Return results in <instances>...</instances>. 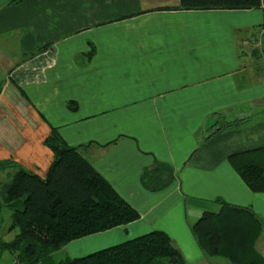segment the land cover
<instances>
[{
	"label": "crops",
	"instance_id": "obj_1",
	"mask_svg": "<svg viewBox=\"0 0 264 264\" xmlns=\"http://www.w3.org/2000/svg\"><path fill=\"white\" fill-rule=\"evenodd\" d=\"M178 4L0 0V162L46 178L54 152L45 140L56 128L141 213L53 259L164 230L187 264H227L201 249L192 224L219 211L218 198L264 219V192L228 160L264 147V0L251 9ZM157 162L175 178L154 192L142 175ZM14 171L0 169V187ZM256 248L264 256V232ZM0 264L17 263L6 252Z\"/></svg>",
	"mask_w": 264,
	"mask_h": 264
},
{
	"label": "trees",
	"instance_id": "obj_2",
	"mask_svg": "<svg viewBox=\"0 0 264 264\" xmlns=\"http://www.w3.org/2000/svg\"><path fill=\"white\" fill-rule=\"evenodd\" d=\"M13 2L19 0H12ZM262 0H179L177 9H251ZM45 144L54 152L46 178L7 160L0 169H15L0 187V228L3 208L11 210L8 231L0 233V259L13 255L17 264H187L182 251L164 230H154L88 255L54 262L52 255L66 244L89 235L128 225L140 211L123 198L80 152L54 128ZM229 163L254 192H264V147L233 153ZM164 162L145 170L143 185L150 191L166 189L174 179ZM219 211H205L191 226L201 249L232 264H264L256 245L264 232V219L253 208L218 198Z\"/></svg>",
	"mask_w": 264,
	"mask_h": 264
},
{
	"label": "rangeland",
	"instance_id": "obj_3",
	"mask_svg": "<svg viewBox=\"0 0 264 264\" xmlns=\"http://www.w3.org/2000/svg\"><path fill=\"white\" fill-rule=\"evenodd\" d=\"M16 2V1H15ZM8 214H10V212H6L5 213V216L6 217H4V225L7 223V221L9 220V218H8ZM8 215V216H7ZM18 232V230L16 229V230H14V231H11V232H6L5 233V231H2L1 232V234H3V237L6 239V240H11L15 235H16V233ZM5 233V234H4ZM113 243H115V242H112V243H110V244H106V245H114ZM106 245H104V246H100V247H98L96 250H93V251H98V250H101V249H104V248H107V247H109V246H106ZM89 254L90 253H92V251H90V252H88ZM85 255H88V254H85ZM84 255V256H85ZM8 256V255H7ZM83 256V255H82ZM79 257H81V256H79ZM67 258V256H66V254L65 253H60V254H58V255H56L55 256V258L53 259L54 260V262H60V261H62V260H65ZM72 258H74V257H72ZM219 260H222L223 262H227V264H231L227 259H225V258H219Z\"/></svg>",
	"mask_w": 264,
	"mask_h": 264
}]
</instances>
